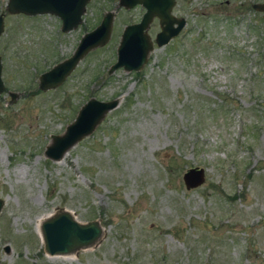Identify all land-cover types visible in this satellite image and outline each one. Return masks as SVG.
I'll list each match as a JSON object with an SVG mask.
<instances>
[{
    "label": "rangeland",
    "instance_id": "374dc122",
    "mask_svg": "<svg viewBox=\"0 0 264 264\" xmlns=\"http://www.w3.org/2000/svg\"><path fill=\"white\" fill-rule=\"evenodd\" d=\"M6 1L0 264H264V17L252 7L262 0H176L172 12L186 19L180 32L154 43L140 70L111 72L121 31L142 5L89 0L82 22L62 31L56 15L9 13ZM107 10L108 41L60 85L40 90L39 74ZM159 29L154 17L151 39ZM91 96L119 103L60 159L48 158L51 134ZM194 165L205 181L187 189L182 173ZM63 210L97 219L102 233L51 255L41 220Z\"/></svg>",
    "mask_w": 264,
    "mask_h": 264
},
{
    "label": "water",
    "instance_id": "95a60500",
    "mask_svg": "<svg viewBox=\"0 0 264 264\" xmlns=\"http://www.w3.org/2000/svg\"><path fill=\"white\" fill-rule=\"evenodd\" d=\"M89 0H7L5 10L9 13L28 15L50 13L60 18L62 31L76 28L83 19V13ZM176 0H118V5L126 8L140 4L144 7L140 19L124 25L116 48V59L110 65L111 72L118 67L127 71L140 70L147 62L154 43L166 44L184 27L186 19L172 12ZM255 10L261 11L264 17V0L252 3ZM4 13H0V34L4 30ZM114 12L107 10L100 21L79 38L72 53L42 71L38 77V88L46 90L60 85L75 68L79 60L91 49L104 45L111 34ZM154 17L159 22V30L151 39L148 27ZM2 62L0 55V93L5 84L1 75ZM14 98L15 94L10 91ZM119 98L99 99L89 97L82 103L62 133L51 134V141L45 146L44 154L57 160L76 142L89 135L101 121L107 111L116 107ZM182 180L187 189L195 188L205 181V168L194 165L182 173ZM3 200L0 198V209ZM102 226L97 219L80 222L71 213L63 210L44 219L40 224V235L44 250L51 255L71 253L80 247L93 244L101 235ZM8 250V246L5 247Z\"/></svg>",
    "mask_w": 264,
    "mask_h": 264
},
{
    "label": "bare ground",
    "instance_id": "6f19581e",
    "mask_svg": "<svg viewBox=\"0 0 264 264\" xmlns=\"http://www.w3.org/2000/svg\"><path fill=\"white\" fill-rule=\"evenodd\" d=\"M43 221V219L41 220V222Z\"/></svg>",
    "mask_w": 264,
    "mask_h": 264
}]
</instances>
